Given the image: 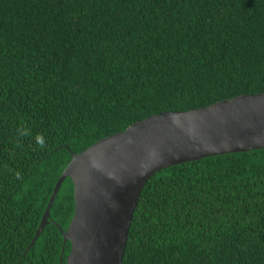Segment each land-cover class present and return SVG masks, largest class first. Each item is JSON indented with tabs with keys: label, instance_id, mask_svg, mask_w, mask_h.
<instances>
[{
	"label": "trees",
	"instance_id": "1",
	"mask_svg": "<svg viewBox=\"0 0 264 264\" xmlns=\"http://www.w3.org/2000/svg\"><path fill=\"white\" fill-rule=\"evenodd\" d=\"M258 92L264 0H0V264H67L72 152ZM121 264H264V147L152 173Z\"/></svg>",
	"mask_w": 264,
	"mask_h": 264
},
{
	"label": "water",
	"instance_id": "2",
	"mask_svg": "<svg viewBox=\"0 0 264 264\" xmlns=\"http://www.w3.org/2000/svg\"><path fill=\"white\" fill-rule=\"evenodd\" d=\"M264 147V92L243 93L187 110L135 121L72 152L50 194L32 245L49 221L64 179L74 210L59 230L70 242L67 264H121L129 222L147 178L163 167L226 152Z\"/></svg>",
	"mask_w": 264,
	"mask_h": 264
}]
</instances>
